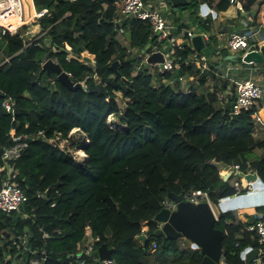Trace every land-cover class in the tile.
<instances>
[{"label":"trees","instance_id":"16d2710c","mask_svg":"<svg viewBox=\"0 0 264 264\" xmlns=\"http://www.w3.org/2000/svg\"><path fill=\"white\" fill-rule=\"evenodd\" d=\"M32 1L37 12L45 11L38 21L40 36L0 29V54L8 59L0 65V93L15 102L12 120L0 97V165L5 162L3 149L11 143V128L34 137L9 163L27 200L18 212L0 211V264H13L2 253L7 248L11 257L17 252L8 239L18 234L27 237L30 249L45 250L43 264H104L96 251L102 243L112 248L109 264H145L151 254L176 255L177 239L154 233L159 223L153 218L168 191L200 189L218 202L235 193L232 185H223L219 173L232 163H238L239 171H255L264 183V139L252 134L255 107L232 117L228 109L215 107V92H184L169 82L192 71L185 63L192 52L189 45L171 47L170 56L178 64L173 71L152 72L151 65L138 66L155 45L150 23L117 21L118 0ZM210 1L189 0L187 6L198 11L200 2ZM256 1L248 0L245 8ZM11 5L0 11V25L6 24L1 15L7 12L17 25L32 19L27 15L20 22L14 2ZM228 6V0H220L215 10ZM202 27L209 31L206 23ZM118 29L126 35V46L119 41ZM81 54L94 56L92 63ZM227 54L219 50V55ZM48 59L83 87L72 91L56 73L47 74L42 66ZM115 61L117 72L111 67ZM240 61L245 63L240 58L235 63ZM163 78L169 81L161 83ZM117 93L125 102L123 110ZM109 115L117 122H108ZM73 129L87 141H71ZM56 135L82 148L86 159L78 162L50 142ZM255 149L263 153L256 156ZM263 211L264 205L255 206L246 221L237 220L231 210L219 213L214 226L223 232L222 264H244L241 252L257 246L245 226ZM89 234L98 238L93 251L78 257ZM201 258L195 248L187 264H199Z\"/></svg>","mask_w":264,"mask_h":264},{"label":"built area","instance_id":"2783aa9c","mask_svg":"<svg viewBox=\"0 0 264 264\" xmlns=\"http://www.w3.org/2000/svg\"><path fill=\"white\" fill-rule=\"evenodd\" d=\"M74 1V0H70ZM14 2L16 6V11L19 14V20L22 22V19H25L26 15H28L29 11H34L35 8L33 5L32 0H0V11L6 10L9 8L11 3ZM229 4H234L237 6H241L240 0H228ZM120 6L117 8V15L118 19H138L142 21H148L151 26V33L152 37L155 40V45L152 46L151 52H161L163 55L162 62H159L160 71L161 72H171L176 67H178L172 58L165 57L163 53L162 45L165 41H170L172 27L171 25L167 24L164 17L157 11L153 9H148L144 0H118ZM262 6V5H261ZM41 12H45L44 10ZM38 12V13H41ZM12 12H7V16H5V20L12 16ZM25 23H19L14 29V33L11 30L7 29L6 27H2V32L8 31L11 34H28L27 30L22 31L21 28ZM21 30V31H20ZM42 34V33H41ZM40 34V35H41ZM39 35V36H40ZM185 36L190 44L192 52L190 53L188 59L185 60V63H200L198 69L200 72L205 71H213L210 68L207 58L202 55L199 51H196L193 46L191 45V37L193 33L191 31H186ZM202 36V35H201ZM252 35L247 34L245 32H232L230 33L227 39V49L229 53L233 52H241L245 50L249 46V39L252 38ZM38 37V36H37ZM203 37L207 38V35L203 33ZM36 39V37H35ZM256 50V49H255ZM240 54V53H239ZM244 55V54H240ZM8 59H5L7 61ZM139 67H136V70ZM233 69H238L237 67H232L228 65L224 68V77H227V73L233 71ZM68 77L70 74L68 73ZM235 84V92L233 98L231 100V105L229 109V113L237 116L243 110L251 109L252 107L257 108L259 106L260 101H264V83L258 84L251 78H245L242 80L234 81ZM1 94V93H0ZM14 100L10 96H6L2 94V101L1 105L4 110L11 115V119L14 120ZM110 116V115H109ZM77 130V129H73ZM72 131V130H71ZM9 136L11 139L10 145L6 146L3 149L2 157L4 159V164L0 165V211L3 213H11V212H18L22 206V204L27 200V196L25 194L24 189L21 187L20 183L17 180V171L10 167V161H14L17 159L22 150L27 146V140L33 139L34 137H29L27 135H20L16 134L15 129L11 128L9 131ZM41 134L40 132L37 134ZM70 134V132H69ZM68 134V137H70ZM83 135V134H82ZM85 137V135H83ZM85 142L87 138L85 137ZM61 140L65 142L67 139L62 138L60 135H56L50 142L55 143L60 149H63L59 146ZM74 158V157H73ZM78 161L76 158H74ZM79 159L78 162H80ZM232 169L237 173L239 170L238 163H232L228 166H223L219 171L220 176L223 178L225 174H231V171L228 170ZM253 172L249 170L245 173ZM240 179V176H239ZM251 182L247 183V188L249 189ZM240 189L238 188L237 191ZM183 200L188 201L193 204H197L199 202H207L210 206L213 214L215 215L216 219H218V215L220 213L219 208L215 211V208L212 205L211 198L209 196L208 191L200 190V189H189L186 192H183ZM223 201V199H218V202ZM217 202V203H218ZM176 203L171 200L170 198L166 197L162 201V208H168L170 211L174 210ZM218 213V215H217ZM245 230L252 233L253 239L256 241L257 246L255 247L257 250L256 258L252 260L251 263L253 264H264L261 260V256L264 255V214L261 212L257 214L256 219L253 223L248 224L245 226ZM43 236H47L46 233H43ZM2 235H0V251L2 249ZM11 243L16 247L17 252L11 257V253L8 251H3L4 260L11 259L13 260V264H43V261L46 260L45 250H32L27 244V237L25 235H16L12 236L8 239ZM98 240L97 237L92 236L89 234L87 236L86 242L82 248V250L77 254L78 257L82 255L87 256L90 255L93 251V244ZM155 247V243H152V249ZM29 252L32 257H26L23 253ZM98 260H100L98 258ZM104 264L111 263V260H100Z\"/></svg>","mask_w":264,"mask_h":264},{"label":"water","instance_id":"95a60500","mask_svg":"<svg viewBox=\"0 0 264 264\" xmlns=\"http://www.w3.org/2000/svg\"><path fill=\"white\" fill-rule=\"evenodd\" d=\"M167 2L173 11H177L187 6L189 0H167ZM200 12L202 15L209 12L205 3L200 5ZM115 24L119 28L118 23ZM190 41L193 48L204 55L209 65L214 68H220L224 61L235 62L238 58L246 63L261 62L264 59V45H262L256 50L246 52L244 55L229 53L219 57L218 61L213 63L211 57L219 53L218 47L213 46L210 40L205 43L199 34L193 35ZM162 60L163 55L158 51L151 53L146 58V63L154 65L162 62ZM116 65V61L111 65L115 72H117ZM42 68L47 74L50 72L56 73L57 80L72 91L83 87L82 83L73 82L60 65L51 59L46 60ZM0 97H2V94H0ZM231 116L235 117L233 114ZM236 174L240 176L241 188L237 185L233 186L235 193L222 198L223 201L218 202L219 211L225 212L264 205V183L257 173L255 171L250 173L238 171ZM228 176V173L223 175V179L226 180ZM248 182H251V185L249 189H246ZM238 188L239 191H237ZM257 188L260 190L256 191ZM167 196L176 203V206L172 211L168 208H161L154 216V221L159 223L154 232L155 235L169 239L185 238L191 242L194 248L200 249L202 258L199 264H222L223 232L214 226L217 219L208 203L204 201L193 204L184 201L182 192L176 194L168 191ZM96 251L100 260H112V248H108L106 244H100ZM256 254V248L246 247L240 255L244 260V264H251L252 260L256 258ZM261 260L264 262V255L261 256Z\"/></svg>","mask_w":264,"mask_h":264},{"label":"crops","instance_id":"0c3cea01","mask_svg":"<svg viewBox=\"0 0 264 264\" xmlns=\"http://www.w3.org/2000/svg\"><path fill=\"white\" fill-rule=\"evenodd\" d=\"M144 1L146 4L147 0H144ZM219 1L220 0H211L210 2H200L199 3V4L205 3L209 9L208 13H206L205 15H202L200 12V7H199V15L202 16L204 19L206 16H208L209 18L205 22L207 26L209 27L208 32L203 30L202 25L201 27H198V29H193L191 27L184 26V23L181 21V18H180L181 12L179 11L174 12L169 6L167 0L159 1L160 6L163 7L164 11L174 12V16L171 18V22L167 21V19L164 18L167 24L173 26L172 31H171L172 33L170 36V41H165L164 44L162 45L163 53L165 57L172 58L170 56L171 47H174V46L179 47L182 44H187L190 46L185 36L186 31H191L193 35H196V34L202 35V38L205 43L206 41L210 40L211 44L215 47H218L219 50L222 47L226 46L227 39L230 33L236 32V31L245 32L247 34L252 35L251 36L252 38H250L252 39L251 40L252 42H255L257 40L255 38V33L260 34L259 36L260 40L257 42H260L259 47L264 45V34H263V31L261 30L264 28V3H262V0H257L253 5H250L248 9L245 8V5L247 4L248 0H240V3H241L240 7L234 4H229L226 10L216 11L215 5ZM1 17L5 21L8 29L10 28V26L17 27V24L11 22L10 19L5 20L4 19L5 15H1ZM203 33L207 35V38L203 37ZM151 53L153 52L150 51L148 53H145L143 60L139 63L138 66H142V65L150 66V64L146 63V58ZM139 55H141V51L139 52ZM216 56H217V60H215V62L218 61V56L221 57V55H219V53H216ZM212 57H211V61L215 63L214 60H212ZM188 58L190 57L188 56L187 59ZM189 64H191L192 66V71L189 74L182 75L175 79L172 78L171 81L163 78L160 80V82L166 83L169 81L174 88H178L184 92L195 90L196 92H200L204 95H207L211 92H215L216 98H217L215 102V107L217 108L223 109L225 101L232 100L234 92H235L234 81L242 80L245 78H251L258 84L264 83V63H260V62H253V63H246V64H239L235 62H232L231 64L222 63L220 68H213L212 69L213 71H205V72L199 71L200 69H198V66L200 65V63L195 62V63H189ZM228 65H231L232 67H235V68L237 67L238 69H233V71L228 72L227 77L225 78L224 68L227 67ZM150 68L156 69L157 71L161 72L158 64L151 65ZM239 71H241L242 75L244 76H241L239 79L233 80L232 74H235V72H239ZM201 79H203L204 81L202 82ZM158 81L159 79L156 80L157 83H159ZM253 123H254V127H253L252 134L254 138L259 139V140L264 139V101L263 100L260 101L259 106L255 108V116L253 119ZM255 150H258L259 152L257 156L263 153L262 149H255ZM246 209L248 210L253 209V212H254V207H248ZM239 210L240 209L231 210V211L233 212L237 220L241 219V221H246L245 216L248 213H244L241 215V213H239ZM238 213L241 216H239ZM262 213L264 214V211Z\"/></svg>","mask_w":264,"mask_h":264},{"label":"rangeland","instance_id":"374dc122","mask_svg":"<svg viewBox=\"0 0 264 264\" xmlns=\"http://www.w3.org/2000/svg\"><path fill=\"white\" fill-rule=\"evenodd\" d=\"M160 0H147L146 2V6L148 9H154V10H157L158 12H160L162 14V16L164 18L167 19V21H170L171 22V18L174 16V12H181V21L184 23V26H188V27H191L193 29H198V27H201L202 24H204L206 22L208 18V16L205 17V19L199 15V9L198 11L192 7V6H185L183 9H180V10H177V11H164L163 7L160 6ZM201 4H199V7H200ZM35 15L34 14V11H29L28 15L29 16H33L32 19L30 21H26L24 25H26V28L25 30H27L28 34L27 35H30V36H39L41 34V29H40V26L38 24V21H39V18L43 15L44 12H41V13H38L36 10H35ZM66 16V14L64 15ZM63 16V17H64ZM27 17V15H26ZM25 17V18H26ZM118 19V17H117ZM123 19H120L118 21H122ZM173 20V19H172ZM6 27V24H1L0 25V29H2V27ZM8 29V28H7ZM23 28H21L22 30ZM20 30V31H21ZM263 31V34H264V28L261 29ZM118 38H119V41L123 44V45H127V40H126V35L124 34V32H122L120 29H118ZM12 33H14V31H11ZM10 32V33H11ZM259 36L260 34L258 33H255V38L257 39L255 42H252L251 40L252 39H249V43L251 42V46L248 47L247 49L245 50H242L241 52H233V53H240V54H245L246 52L254 49V45H259L260 42H257L259 41ZM222 51L223 49H225L227 52H228V49L225 47H222L221 48ZM131 52L134 53V49H131ZM142 53H144V50L141 51V55ZM81 56L83 57V59L87 62V63H92V59L93 57H91L90 59L86 58L83 54H81ZM218 59H219V56H218ZM212 60H217V56L216 54L212 57ZM240 60H242L240 58ZM5 60L3 59L2 55L0 54V65L4 62ZM243 61V60H242ZM244 62V61H243ZM228 64L229 62H223V64ZM239 63V62H238ZM242 62L240 61L239 64H241ZM246 63V62H245ZM244 63V64H245ZM260 63H264V59L260 62ZM230 64V63H229ZM150 71H155V69H151L149 68ZM241 76H244L242 75V72L239 71V72H235V74H232V77H233V80L235 79H239ZM158 84V83H156ZM116 101L119 105V107L123 110V108H125V102L124 100L122 99V96L120 93H117L116 94ZM231 101L227 100L225 101L224 103V109H230V104ZM107 121L110 122L111 124L113 123H116L117 122V118L113 115H110L108 116L107 118ZM70 140L71 141H75V140H80L81 143L85 142V137L80 133L78 132V130H72L70 131ZM71 141H64V140H61L60 143H59V146L61 148H63V150L69 152L72 154V157L76 158L78 161L79 159H81V161L85 160L86 159V154L84 153L83 149L82 148H79V147H71L70 145V142ZM258 150H255L254 154L257 156L258 154ZM229 171H231V174L226 178V180H224L222 178V183L223 185L227 186V185H237L239 188H241V185H240V179H239V176L235 173V171H232V169H229ZM212 202V205L213 207L215 208V211H217L218 209V203L217 202H214L213 200H211ZM242 209V208H241ZM246 208H243V210L239 211V213L244 214V213H248V214H252L253 213V209L252 210H248ZM238 213L239 216H241L240 214ZM218 215V213H217ZM245 219H246V216H245ZM143 229H144V226H143ZM148 236V239L151 240L152 237L150 236V234L147 235ZM86 242V241H85ZM177 242H178V248H179V252L174 255L173 253H169L167 255H155V254H151L149 256H147L145 259H144V263L145 264H187L188 260L190 259V256L193 252V250L195 249L193 247V245L191 244L190 241H188L187 239L185 238H177ZM222 260V259H221Z\"/></svg>","mask_w":264,"mask_h":264},{"label":"bare ground","instance_id":"6f19581e","mask_svg":"<svg viewBox=\"0 0 264 264\" xmlns=\"http://www.w3.org/2000/svg\"><path fill=\"white\" fill-rule=\"evenodd\" d=\"M11 31H13L14 29H16V26H10V28H9ZM260 189H256V191H259Z\"/></svg>","mask_w":264,"mask_h":264}]
</instances>
